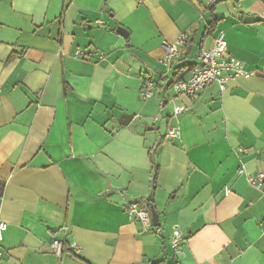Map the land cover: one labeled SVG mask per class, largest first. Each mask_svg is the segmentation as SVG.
Segmentation results:
<instances>
[{
    "label": "crops",
    "instance_id": "obj_1",
    "mask_svg": "<svg viewBox=\"0 0 264 264\" xmlns=\"http://www.w3.org/2000/svg\"><path fill=\"white\" fill-rule=\"evenodd\" d=\"M263 14L264 0H0L2 264H83L55 240L90 264H264V187L246 175L264 173ZM220 34L254 75L176 95L175 71Z\"/></svg>",
    "mask_w": 264,
    "mask_h": 264
},
{
    "label": "built area",
    "instance_id": "obj_2",
    "mask_svg": "<svg viewBox=\"0 0 264 264\" xmlns=\"http://www.w3.org/2000/svg\"><path fill=\"white\" fill-rule=\"evenodd\" d=\"M264 18V14H263ZM185 35L183 34L178 42L173 46H167V60H173L180 57V49L183 47ZM227 43L223 36L220 34L210 50H202L198 55L199 63L191 71L189 78L180 79L172 86V90L176 95H187L190 97L197 96L200 92L204 91L207 87L217 85L221 92L226 90L227 85L240 78L251 77L254 72L247 71L244 62L229 58L226 54ZM79 53L77 55H81ZM155 85L152 81L145 82L141 90V99L147 101L154 96ZM185 111V108L176 107L174 110L175 115H180ZM156 120V119H155ZM168 137L176 139L179 137V130L174 128L168 133ZM240 174L245 173L241 169ZM248 183L258 190L264 187V173L246 174ZM129 216L135 220L142 222L145 227H150L152 224L149 209L140 203H134L127 208ZM8 225L0 220V239L7 231ZM184 242V237L180 230L175 229L171 237V246L176 255L183 254L181 245ZM52 248L55 254L60 255L63 251V244L55 240L52 243ZM184 255V254H183ZM4 252L0 250V264L3 262Z\"/></svg>",
    "mask_w": 264,
    "mask_h": 264
},
{
    "label": "trees",
    "instance_id": "obj_3",
    "mask_svg": "<svg viewBox=\"0 0 264 264\" xmlns=\"http://www.w3.org/2000/svg\"><path fill=\"white\" fill-rule=\"evenodd\" d=\"M216 21H213L211 23V25L209 26V29L207 31V33L205 34V38L206 37H209L210 35L214 34V32L216 31ZM187 43H188V38H187V35H185V41H184V47H187ZM15 56L13 55L10 59H13ZM197 65H194V66H187L185 68H182V69H178L175 71V74H174V79H173V82L171 83L170 87H172L174 85V83H176L178 80L182 79V76L185 74L184 71H188V70H193ZM156 178H157V175H156ZM4 189H5V183L4 181H2L0 179V196L3 195V192H4ZM150 208L152 207V204H150L149 206ZM150 211V210H149ZM151 216V214H150ZM152 220V218H151ZM65 252H70L72 254V256L79 262L83 263V264H90L88 261L82 259L81 257H78L76 256L74 253L71 252V250L68 249L67 245H63V251L62 253H65ZM154 264H164V261H160V262H156Z\"/></svg>",
    "mask_w": 264,
    "mask_h": 264
},
{
    "label": "water",
    "instance_id": "obj_4",
    "mask_svg": "<svg viewBox=\"0 0 264 264\" xmlns=\"http://www.w3.org/2000/svg\"><path fill=\"white\" fill-rule=\"evenodd\" d=\"M132 119H133V116L124 115V116H122L120 123L123 125H129V123L131 122ZM151 218H152L153 223L156 226H158L159 225V223H158L159 217H158V215L154 209H152V211H151Z\"/></svg>",
    "mask_w": 264,
    "mask_h": 264
}]
</instances>
